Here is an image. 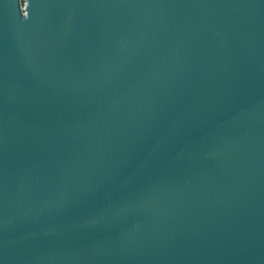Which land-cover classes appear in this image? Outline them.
Listing matches in <instances>:
<instances>
[{
    "label": "water",
    "instance_id": "obj_1",
    "mask_svg": "<svg viewBox=\"0 0 264 264\" xmlns=\"http://www.w3.org/2000/svg\"><path fill=\"white\" fill-rule=\"evenodd\" d=\"M0 264H264V0H0Z\"/></svg>",
    "mask_w": 264,
    "mask_h": 264
}]
</instances>
